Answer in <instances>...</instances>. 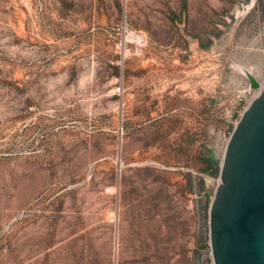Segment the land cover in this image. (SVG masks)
Wrapping results in <instances>:
<instances>
[{
  "label": "rangeland",
  "instance_id": "374dc122",
  "mask_svg": "<svg viewBox=\"0 0 264 264\" xmlns=\"http://www.w3.org/2000/svg\"><path fill=\"white\" fill-rule=\"evenodd\" d=\"M242 67L264 0H0V264H213Z\"/></svg>",
  "mask_w": 264,
  "mask_h": 264
},
{
  "label": "water",
  "instance_id": "95a60500",
  "mask_svg": "<svg viewBox=\"0 0 264 264\" xmlns=\"http://www.w3.org/2000/svg\"><path fill=\"white\" fill-rule=\"evenodd\" d=\"M249 87L259 81L246 67ZM227 140L209 205L213 264H264V83ZM210 157L218 160L213 151Z\"/></svg>",
  "mask_w": 264,
  "mask_h": 264
},
{
  "label": "bare ground",
  "instance_id": "6f19581e",
  "mask_svg": "<svg viewBox=\"0 0 264 264\" xmlns=\"http://www.w3.org/2000/svg\"><path fill=\"white\" fill-rule=\"evenodd\" d=\"M259 84H260V85H259V87H258V88H260V87L263 85V83H262V84H261V83H259ZM258 88H257V89H258ZM258 90H259V89H258Z\"/></svg>",
  "mask_w": 264,
  "mask_h": 264
}]
</instances>
